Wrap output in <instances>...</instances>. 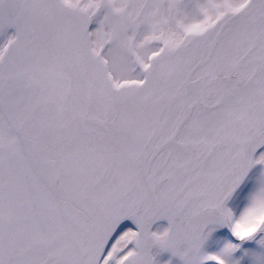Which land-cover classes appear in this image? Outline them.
Segmentation results:
<instances>
[{
    "label": "snow or ice",
    "instance_id": "obj_1",
    "mask_svg": "<svg viewBox=\"0 0 264 264\" xmlns=\"http://www.w3.org/2000/svg\"><path fill=\"white\" fill-rule=\"evenodd\" d=\"M0 264H264V0H0Z\"/></svg>",
    "mask_w": 264,
    "mask_h": 264
}]
</instances>
